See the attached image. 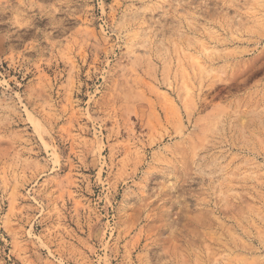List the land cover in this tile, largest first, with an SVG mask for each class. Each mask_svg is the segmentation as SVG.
Segmentation results:
<instances>
[{"label": "rangeland", "instance_id": "1", "mask_svg": "<svg viewBox=\"0 0 264 264\" xmlns=\"http://www.w3.org/2000/svg\"><path fill=\"white\" fill-rule=\"evenodd\" d=\"M0 264H264V0H0Z\"/></svg>", "mask_w": 264, "mask_h": 264}]
</instances>
